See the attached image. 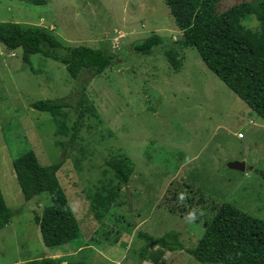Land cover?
Listing matches in <instances>:
<instances>
[{"label":"rangeland","instance_id":"374dc122","mask_svg":"<svg viewBox=\"0 0 264 264\" xmlns=\"http://www.w3.org/2000/svg\"><path fill=\"white\" fill-rule=\"evenodd\" d=\"M240 1L220 0L218 10ZM0 21L43 26L65 46L87 45L116 56L88 81L87 103L96 116L88 115L79 144L67 147L70 154L56 172L81 224L80 235L47 247L33 217L51 203L49 195L42 192L26 201L12 160L30 149L43 165L62 157L54 141L67 137L56 135L50 113L31 103L74 102L76 84L81 86L89 73L83 70L74 79L50 57L34 53L25 63L19 48L8 51L0 44V191L13 211L0 229V264L57 256L68 260L74 254L77 264H137L145 242L138 232L152 237L176 232L179 243L194 247L203 223L222 202L264 220V178L258 172L264 170L261 117L204 64L196 48L180 49L177 71L163 48L154 47L150 55L132 48L153 32L175 45L181 31L165 0H0ZM242 23L258 26L254 17ZM65 111L70 125L73 111ZM115 155L128 156L133 170L127 184H120L110 216L97 220L90 204L102 183L112 178L117 184L104 163ZM233 160L243 161L245 171L228 168ZM115 235L126 245L105 239ZM85 245L93 248L75 251ZM149 250L150 264H204L185 249L153 245Z\"/></svg>","mask_w":264,"mask_h":264},{"label":"trees","instance_id":"16d2710c","mask_svg":"<svg viewBox=\"0 0 264 264\" xmlns=\"http://www.w3.org/2000/svg\"><path fill=\"white\" fill-rule=\"evenodd\" d=\"M30 1L45 3V0ZM165 1L181 31L180 37L174 41L175 45L153 32L135 42L133 50L150 55L154 47L163 48L162 54L172 69L177 71L181 66L180 49L196 48L204 64L264 123V0L240 1L221 11L218 10L220 0ZM250 17L257 20L256 28L246 27L242 23ZM0 44L8 51L19 48L25 63L30 62V56L34 53L50 57L62 63L74 79H78L83 70L89 73V78L81 86L76 84L74 102L41 99L31 103L34 109L50 113L56 135L67 137L66 140L54 141L62 148V157L43 165L30 149L19 153L12 160L16 180L26 201L42 192L49 195L51 203L43 207L41 214L35 212L33 217L40 229L43 244L47 247L61 245L75 240L80 235V227L64 189L57 182L56 172L62 167L64 157L70 154L67 147L74 148L79 144L88 115L96 116L93 107L87 103L88 81L111 66L116 56L87 45L65 46L48 28L12 21H0ZM65 109H71L74 114L70 125L67 123ZM104 163L117 184L113 183L112 178L107 184L102 183L92 199L90 213L97 220L106 214L110 216L119 186L127 184L133 170V162L126 155L111 156ZM258 172L264 178V170ZM188 203L192 206L191 198H188ZM12 213L0 191V229L9 223ZM203 225L201 237L191 248L179 243L176 232L169 231L160 237L138 232L136 236L145 242L138 249L137 264L153 256L149 250L153 245L170 251L185 249L194 259L204 264H264L263 219L244 212L230 202H222ZM108 238L115 244H124L119 240V235L105 236L107 241ZM63 260L62 257H47L32 259L25 264H63Z\"/></svg>","mask_w":264,"mask_h":264},{"label":"crops","instance_id":"0c3cea01","mask_svg":"<svg viewBox=\"0 0 264 264\" xmlns=\"http://www.w3.org/2000/svg\"><path fill=\"white\" fill-rule=\"evenodd\" d=\"M243 138V137H242ZM242 138H240V139H242ZM76 216V215H75ZM76 219H77V221H78V223H79V227H81V224H80V222H79V220H78V218L76 217ZM81 229H82V227H81ZM81 229H80V232H81ZM83 231V230H82ZM119 244V243H118ZM50 247H53V246H50ZM93 247H91L90 245H85V247H79L78 249H76L75 251H77V253H79V252H81L83 249H92ZM76 256V254H74V255H71V256H69V255H67V257H69V259L67 260H63L62 261V263L63 264H77L76 262H74V257ZM101 256V254L99 255V257ZM59 257H62V256H57V258H59ZM71 257H73V259L71 258ZM101 260H103V259H101ZM120 262V261H119ZM117 263V262H116ZM144 263H146V264H150L148 261H143V263L142 264H144ZM80 264V263H79ZM118 264V263H117Z\"/></svg>","mask_w":264,"mask_h":264},{"label":"water","instance_id":"95a60500","mask_svg":"<svg viewBox=\"0 0 264 264\" xmlns=\"http://www.w3.org/2000/svg\"><path fill=\"white\" fill-rule=\"evenodd\" d=\"M227 167L230 169H235L238 171L244 172L246 169L245 163L240 160H233L227 163ZM249 169H253V167H250Z\"/></svg>","mask_w":264,"mask_h":264},{"label":"built area","instance_id":"2783aa9c","mask_svg":"<svg viewBox=\"0 0 264 264\" xmlns=\"http://www.w3.org/2000/svg\"><path fill=\"white\" fill-rule=\"evenodd\" d=\"M237 137H238V138H242V137H243V134H242L241 132H239V133L237 134Z\"/></svg>","mask_w":264,"mask_h":264}]
</instances>
